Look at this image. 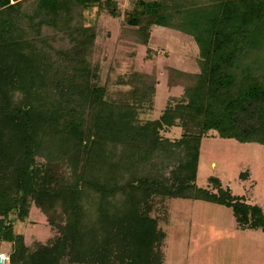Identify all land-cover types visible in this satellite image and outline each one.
Here are the masks:
<instances>
[{
  "label": "trees",
  "instance_id": "1",
  "mask_svg": "<svg viewBox=\"0 0 264 264\" xmlns=\"http://www.w3.org/2000/svg\"><path fill=\"white\" fill-rule=\"evenodd\" d=\"M116 5L0 0V244L8 264H161L155 195L224 206L237 230L264 233L259 206L215 180L214 191L196 181L210 132L264 146V0H133L122 14ZM91 8L95 17H121L117 40L126 46H147L155 26L194 41L198 71L165 68L166 87L181 93L157 118H139L153 106L154 70L117 75L113 91L101 83L96 28L84 15ZM173 127L178 138L161 135ZM33 209L51 235L27 245L12 223Z\"/></svg>",
  "mask_w": 264,
  "mask_h": 264
},
{
  "label": "rangeland",
  "instance_id": "2",
  "mask_svg": "<svg viewBox=\"0 0 264 264\" xmlns=\"http://www.w3.org/2000/svg\"><path fill=\"white\" fill-rule=\"evenodd\" d=\"M115 1L122 14L133 0ZM94 12L91 8L84 15L96 28L101 83L113 91L115 87L110 82L117 75L154 70L157 85L153 106L142 111L139 118L142 121L157 118L171 97L181 93L178 87H166L165 68L198 71V49L194 41L180 32L155 26L150 30L147 46H126L117 40L121 17L111 18L103 12L95 17ZM179 134L177 127L161 132L168 139H176ZM211 180L228 189L231 195L259 206L264 214V146L221 139L210 132L199 144L196 181L199 186L214 191ZM151 206L150 216L161 232V264H264V233L237 230L230 209L158 195L152 197ZM12 224L13 231L21 233L27 245L42 243L51 235L44 216L35 209L24 222L13 220ZM0 251L6 253L8 245L0 244Z\"/></svg>",
  "mask_w": 264,
  "mask_h": 264
},
{
  "label": "built area",
  "instance_id": "3",
  "mask_svg": "<svg viewBox=\"0 0 264 264\" xmlns=\"http://www.w3.org/2000/svg\"><path fill=\"white\" fill-rule=\"evenodd\" d=\"M8 254L0 251V264H8Z\"/></svg>",
  "mask_w": 264,
  "mask_h": 264
}]
</instances>
